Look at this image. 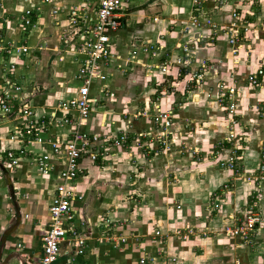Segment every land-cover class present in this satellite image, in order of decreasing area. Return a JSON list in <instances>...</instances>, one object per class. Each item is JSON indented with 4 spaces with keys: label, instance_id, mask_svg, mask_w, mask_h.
Returning <instances> with one entry per match:
<instances>
[{
    "label": "crops",
    "instance_id": "obj_1",
    "mask_svg": "<svg viewBox=\"0 0 264 264\" xmlns=\"http://www.w3.org/2000/svg\"><path fill=\"white\" fill-rule=\"evenodd\" d=\"M82 4L83 0H0V42H5L3 47L13 43L28 48L21 57L0 55V84L9 78L22 86L35 118L55 113L62 119L66 112L57 105L81 86L80 60L72 50L78 38L69 17L71 9ZM26 12H33L31 27L22 24ZM124 12L126 24L114 39L115 64L93 84L92 95L99 103L82 129L90 135L127 134L141 141L114 149L105 163L82 162L86 173L75 187L84 201L74 206V225L88 247L76 249L75 239L68 236L55 264H141L142 259L149 264H264V180L259 185L246 181L258 172L264 147V85L245 84L249 75L264 69V0H125ZM234 13L241 16L243 33L235 53L225 34L192 27L199 18L228 26ZM187 47L193 50V69L203 63L207 68L206 82L194 91H186L191 70L179 72L178 65L166 74L151 69L160 60L183 57ZM134 51L136 61L131 58ZM220 82L238 86L242 93L248 128L240 140L242 176L220 168L210 157L229 135L223 109L212 106L217 92L210 90ZM158 107L175 111L166 149L157 139ZM27 119L22 114L0 117V150L19 149L8 136ZM57 121L49 132L65 139L71 128ZM194 148L201 158L194 157ZM29 150L46 154L51 148L32 144ZM57 183L56 175H42L28 159L18 169L0 167V264H38ZM226 183L233 185L232 192L222 212L211 215L212 195ZM254 191L260 196L262 224L247 245L222 230L246 217ZM107 220L110 232L105 233ZM189 228L196 235L187 241L156 237L159 231L166 235ZM111 236L126 242H111Z\"/></svg>",
    "mask_w": 264,
    "mask_h": 264
},
{
    "label": "built area",
    "instance_id": "obj_2",
    "mask_svg": "<svg viewBox=\"0 0 264 264\" xmlns=\"http://www.w3.org/2000/svg\"><path fill=\"white\" fill-rule=\"evenodd\" d=\"M44 1L49 2V0ZM124 1L83 0L82 5L71 9L69 17L70 25L74 31V36L78 38V41L72 46V50L80 60V70L77 78L81 86L71 99L57 105L58 110L66 112L62 119H56L55 113L51 117L35 118V114L27 101L28 98L22 96V86L9 78L4 79V82L0 84V117L8 118L22 114L28 118L25 124L17 127L8 136L9 142L17 143L20 147L19 149L0 150V167L12 170L18 169L21 166V161L28 159L38 168L42 175H56L59 178V183H57L49 210L50 223L42 236L43 251L38 264H55L61 257V245L68 236H72L75 239L76 249L82 251L88 247V241L78 236L74 225V206L77 202L84 201V196L75 187L79 178L86 173L81 165L82 162L89 160L92 163H105L108 157L112 155L114 149L126 147L131 140L135 142L141 141V137H132L127 134H122L118 137L90 135L82 129L91 116L94 107L99 103V100L92 95L93 84L98 79H101L103 73L113 68L115 64L114 39L117 33L124 28L127 17L124 12ZM233 17L235 22L222 27L220 30L227 36L229 46L232 47L235 53L238 50L239 44H241L243 33L241 24L237 22L240 19L239 15L235 14ZM22 24L26 27L34 25L33 12L25 13L22 17ZM201 26L211 28L214 33L220 31L219 25L211 18L204 20L200 18L195 19L192 23V27L200 28ZM3 44L0 42V45H2L0 47V55L2 56L11 57L17 55L21 57L28 54V48L20 47L19 44L7 43L5 47H3ZM154 54L153 56H156ZM137 55V51L131 53L132 61L137 60ZM194 63L193 50L187 47L183 49V57L174 62L160 60L151 69L156 68L166 74L170 69H173L172 67L175 68L178 65L179 72L191 70L188 72L190 76L189 85H193L196 82L195 86H199L203 81V76L202 74L197 75L192 73ZM201 66L205 71L206 64L203 63ZM10 71L13 72V67H11ZM246 81V85L249 87H262L264 83V69L252 73ZM225 94L222 99L228 101L226 109L230 111V114L235 115V113H238L236 112L238 107L237 102L241 98V90L238 86H230L227 88ZM174 112V109L166 111L160 107L156 109L155 121L158 125L157 128L160 130L157 139L159 146L164 149L171 143ZM143 116H147V113H143ZM230 119L234 123L235 130L238 124L232 116H230ZM56 120H58L59 125L71 128L65 139L55 138L49 132V126L53 122H56ZM45 134H48V138L43 137ZM237 136L238 134L231 132L226 140L219 144L221 145L220 148H222L220 153H224V155L216 153L217 156H215L219 167L232 171L236 176H242V155L241 147H239L241 138L238 139ZM32 144H47L50 146L51 151L46 154H33L29 150V146ZM261 152V162L258 172L246 176L247 182L256 185L261 184L264 180V147H262ZM232 187L233 185L226 183L219 193L216 192L212 195L208 207L211 215L222 212L226 204V195L232 192ZM259 200L260 196L258 192L254 191L251 195L246 217L226 226L222 230L223 235L239 238L244 244L251 245L255 240L259 226L262 224ZM110 225L111 220H107L105 233L110 232ZM194 235L196 234L193 228L174 230V232L166 235L161 234L160 231L156 233V237L162 240L175 238L187 241ZM109 240L111 242L114 240L115 242H117L116 240H120L123 243L126 242L125 238L117 236H111ZM168 260L171 259L168 258ZM172 261L175 262V259ZM141 264H149V262L147 259H142Z\"/></svg>",
    "mask_w": 264,
    "mask_h": 264
},
{
    "label": "rangeland",
    "instance_id": "obj_3",
    "mask_svg": "<svg viewBox=\"0 0 264 264\" xmlns=\"http://www.w3.org/2000/svg\"><path fill=\"white\" fill-rule=\"evenodd\" d=\"M234 15H235V13H234ZM239 17H241V16H239ZM234 22L235 21H232V23H234ZM237 22L240 24V19ZM217 25H219V24H217ZM224 26H227V25H219V27H218L219 30L222 29V27H224ZM218 33H222L221 30L218 31ZM30 45H31V42H30ZM206 72H207V70H206ZM206 72L204 71V68H202V66L200 68L196 67L195 69H193L192 73H195L197 75H199V74L201 75L202 74L203 81H202V83L199 86H195L196 85V82L193 85H191V84L189 85V82H188L186 91H189V90L194 91V90L197 89L196 87L203 86V84L206 82ZM246 82H245V84H246ZM263 85H264V83H263ZM37 87H39V86H37ZM228 87H230V86H227L226 83H223V82L218 83L216 87L215 86L211 87L212 88L210 90L211 93L213 91H215V90L217 92V100H216V102L212 106H215V104H216L218 107H220L221 110L223 109V111H222L223 112V115L227 119L226 120V125L228 127V130L227 129L226 130L228 131V134L230 135L231 132H234L235 134H238L237 137H238V139H240V138L244 137L245 136L244 133L248 131L247 124L245 122V115H244L245 113L243 114L242 107L240 105L241 98L237 102L238 107H237V111L236 112H238V113H235V115H233V114H230V111H227L228 109H226V108L228 107V101H226V99H222V97L225 94V92H226V90H227ZM225 96H226V94H225ZM258 109H259V107H258ZM236 114H238V115H236ZM260 114H261V112H260ZM230 116H232L233 119H234V121L237 122V124H238V126H237V128L235 130H234V123L231 122ZM192 125L193 124H190V126H192ZM240 142H239V145H240L239 147H241L244 150L243 145H241ZM215 146H216V147H214L215 149H213V151H212V153L210 155V157H213V158H211L212 159L211 160L212 162L213 161H217V159H216V156H217L216 153H220V151L222 149V148H220L221 145H219V143L216 144ZM243 150H241V152ZM192 154L194 155L195 158H197V157H200L201 158V152L200 151H196L195 148H194V152H192ZM220 154L224 155V153H220ZM225 154H227V153H225ZM228 155H229V153H228Z\"/></svg>",
    "mask_w": 264,
    "mask_h": 264
}]
</instances>
